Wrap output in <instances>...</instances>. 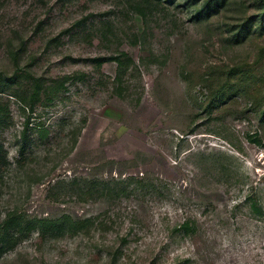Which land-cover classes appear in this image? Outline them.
I'll return each instance as SVG.
<instances>
[{
  "label": "rangeland",
  "instance_id": "1",
  "mask_svg": "<svg viewBox=\"0 0 264 264\" xmlns=\"http://www.w3.org/2000/svg\"><path fill=\"white\" fill-rule=\"evenodd\" d=\"M0 144V264H264V0H0Z\"/></svg>",
  "mask_w": 264,
  "mask_h": 264
},
{
  "label": "trees",
  "instance_id": "2",
  "mask_svg": "<svg viewBox=\"0 0 264 264\" xmlns=\"http://www.w3.org/2000/svg\"><path fill=\"white\" fill-rule=\"evenodd\" d=\"M2 149L3 145L0 144V150ZM29 230V225H4L0 231V259L17 245Z\"/></svg>",
  "mask_w": 264,
  "mask_h": 264
}]
</instances>
